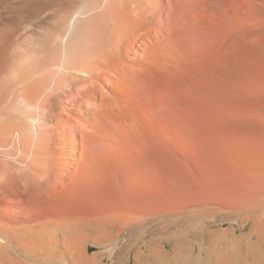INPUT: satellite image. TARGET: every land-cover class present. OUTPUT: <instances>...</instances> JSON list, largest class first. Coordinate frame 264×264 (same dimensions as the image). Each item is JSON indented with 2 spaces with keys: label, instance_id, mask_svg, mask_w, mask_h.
I'll use <instances>...</instances> for the list:
<instances>
[{
  "label": "rangeland",
  "instance_id": "374dc122",
  "mask_svg": "<svg viewBox=\"0 0 264 264\" xmlns=\"http://www.w3.org/2000/svg\"><path fill=\"white\" fill-rule=\"evenodd\" d=\"M205 16L204 39L178 68L128 74L126 105L111 121L95 116L106 134L83 141L76 175L64 169L63 187L29 208L33 221L60 224L47 234L60 264H76L81 249L95 264H117L122 252L124 264H154L147 256L170 254L194 220L222 246L261 232L264 0H209ZM19 219L0 213L4 225Z\"/></svg>",
  "mask_w": 264,
  "mask_h": 264
},
{
  "label": "bare ground",
  "instance_id": "6f19581e",
  "mask_svg": "<svg viewBox=\"0 0 264 264\" xmlns=\"http://www.w3.org/2000/svg\"><path fill=\"white\" fill-rule=\"evenodd\" d=\"M208 7L209 0H0V213L23 218L19 226L0 222V264H60L47 238L60 224L33 221L29 208L52 198L50 185L55 193L63 187L64 169L76 175L83 141L93 146L106 134L95 116L111 121L126 105L128 74L172 70L204 39ZM196 222L172 239L170 254L157 248L147 261L264 264V218L260 233L231 235L228 246ZM75 253L76 264H95Z\"/></svg>",
  "mask_w": 264,
  "mask_h": 264
}]
</instances>
